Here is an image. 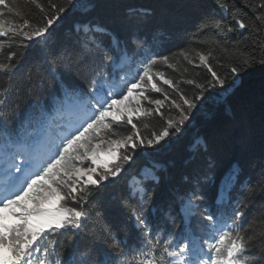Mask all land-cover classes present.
Instances as JSON below:
<instances>
[{"label":"trees","instance_id":"obj_1","mask_svg":"<svg viewBox=\"0 0 264 264\" xmlns=\"http://www.w3.org/2000/svg\"><path fill=\"white\" fill-rule=\"evenodd\" d=\"M222 2L224 0H75V7L53 26L51 34L28 49L22 47L9 30L14 26L19 28L25 19L33 28L41 26L51 4L66 5V0H39L43 9L37 8L33 0H5V4L0 5V21L5 31H9L8 36L0 35V63L19 64L11 76L0 70V98L6 100L0 105V113H3L0 141L1 137L16 133L17 128L29 125L32 116H39L45 106L54 108L55 82L48 70L53 53L72 58L82 48L95 44L113 54L112 37L123 41L133 64L143 66L150 57H169L167 63L158 60L151 68V81L142 83L145 91L139 100L141 115L134 118V123L145 140L168 126L169 119L179 120V109L173 101L182 104L183 96L190 100L198 94L202 97L195 100V108L183 105L189 119L182 129L172 132L158 145H144L134 152L119 150L121 159L112 163H118L125 171L118 179L106 183L90 201L93 215L82 232L59 235L57 246L62 258L73 251V256H78L79 260L84 258L83 263L89 264L103 259L101 252L106 247L105 241L110 243V237L121 243L123 237L140 241V229L131 223V209L140 203L150 219L155 209L158 218H153L152 225L163 224L164 235L172 229L181 232L187 229L198 235L209 233L204 224L198 223L199 216L189 218L187 227L174 219L177 206L184 202L181 197H186L193 189L205 195L200 211L209 208L221 219L233 210V202L248 204L245 234L264 235V193L261 190L264 183V63L261 62L264 61V25L254 21L258 12L253 13L241 0H233L234 12L221 10L218 5ZM247 3L256 6L261 0H247ZM233 16L243 18L249 27L229 31L235 28ZM209 17L211 27L198 31L202 19ZM85 23L104 26L110 34L102 37L95 31L84 32L79 27ZM11 51L19 55L9 58ZM201 55L208 57V64L200 60ZM209 64L211 70L225 80L223 86L213 80ZM233 66H240L238 76L230 73ZM62 70L66 75L74 71L67 65ZM110 71L107 66L103 77L98 79L100 91H107V82L112 81ZM164 80L173 83L165 84ZM153 83L161 91L153 89ZM201 84L205 85L203 92L198 87ZM156 100L163 102L158 113L154 112ZM145 110L152 114L142 115ZM113 124L111 131L116 135L101 130L94 142L106 143L131 134V125ZM126 154L133 155V160L122 159ZM81 166L86 167V164ZM143 166L154 168L159 183L152 179L142 182L151 188L147 200L141 202L137 195H129L127 181L132 174L139 175ZM234 167L237 172L228 190L229 200L219 206L213 203V195L224 187L222 177L231 175ZM251 249L258 258L264 241L257 240ZM260 264H264V260Z\"/></svg>","mask_w":264,"mask_h":264},{"label":"snow or ice","instance_id":"obj_2","mask_svg":"<svg viewBox=\"0 0 264 264\" xmlns=\"http://www.w3.org/2000/svg\"><path fill=\"white\" fill-rule=\"evenodd\" d=\"M241 2L251 8L253 13L258 12L254 21L264 25V0L256 6L248 4L247 0H241ZM33 3L37 8H44L39 0H33ZM4 4L5 0H0V5ZM73 7H75V0H66V5L51 4L48 9L49 15L43 19L41 26L33 28L25 19L19 28L15 26L11 28L10 34L20 40L22 47L31 48L38 40L50 35L53 26L62 20ZM218 7L224 12L235 11L233 0H224L219 3ZM53 9H55L54 12ZM210 19V17L203 18L198 31L204 32L209 29ZM233 21L235 28H229V31L249 27L243 18L233 16ZM36 23L39 24V21ZM83 29L85 32L92 31L87 25H84ZM9 31H5L4 23L0 21V35L8 36ZM103 31L104 28L96 26L95 33ZM21 36L23 39H20ZM18 55L16 51H11L9 58ZM53 57L54 59L48 64V70L53 74L55 82L53 103L56 112L69 114L83 112L85 118L74 130L70 122L69 127L64 129V134L59 136L58 144L45 142L39 134L18 140H12L10 136L6 137L11 152L8 157L10 180L4 188L3 198L0 199V264H32L29 257L32 251L38 250L35 246L44 234L57 230L79 233L87 227L93 215L89 208L90 201L107 182L118 179L125 171L118 163L100 159L97 152L100 144L94 145V141L99 138L101 130H107L112 135H116L111 131L114 127L113 122L116 126L124 122L131 125V134L122 139L112 140L111 144L125 149L126 152H134L135 149L144 145L155 146L166 137H170L172 132L182 129L185 121L189 119L183 105H186L188 109L195 108L197 106L195 100L202 98L198 94L192 100L183 96L182 104H176L173 101L175 107L179 109V120L169 119L168 126L159 133L150 134V138L145 140L137 124L134 123V118L141 115L142 105L139 101L132 107L121 108V105L134 90L140 89L142 83L151 81L152 66L158 60L167 63L169 57L156 56L147 59L137 77L134 78V82L126 85L122 92L115 94L106 92L103 102L96 100L95 97L100 91L98 79L103 77L107 66L114 60L109 49L91 44L79 50L72 58H65L57 53H53ZM200 60L208 64L207 56L201 55ZM261 62L264 63V61ZM64 65H67L69 69H74L71 75H66L62 70ZM208 67L213 80L223 86L225 80L221 79L216 71L211 70L210 64ZM18 68L19 64L14 61L0 63V70L9 76L14 74ZM229 71L238 76L240 66H233ZM164 83L171 85L173 82L164 80ZM151 87L156 91H161L155 83ZM198 87L203 92L205 85L201 84ZM138 94H142V90L138 91ZM5 102V99L0 98V105ZM154 103L157 105L154 112L158 113L159 106L163 102L156 100ZM45 110H48L46 106ZM88 111L91 115H87ZM149 114L152 113L145 110L142 115ZM2 115L3 113H0V116ZM108 156L116 160L121 159L111 148L108 150ZM133 158L131 154L122 157L127 161H132ZM86 161L89 162V166L82 167L81 165ZM151 179L159 183L157 177L152 176ZM150 188L151 185L142 183L136 189L135 194L139 196L141 202L147 200ZM261 190L264 193V183L261 184ZM181 199L184 200L181 211L186 213V219L199 216L198 223L204 224L208 229L207 240L202 237L200 245L195 250L187 239L178 243L169 239L159 244L158 234L150 226L143 203H140L136 208L131 209V216L140 229L141 239L135 249L140 256L144 257L140 264H161L165 257H171L173 261L178 259L182 264H189V261L191 264H260V261L264 260V249L261 250L258 258L248 255L250 248L255 246L257 240L264 241V235L254 237L251 234H245L243 218L248 204L237 201L228 217L230 223L228 221L222 223L216 211L209 208H203V211H200L205 199L204 194L193 189ZM72 203L76 206H66ZM5 210L15 218V223L5 222ZM173 245L176 250L170 251L169 248ZM105 246L101 252L103 259L98 261V264H127V259L121 260V257H126V253L121 248L120 241L110 237V243L105 241ZM158 248L160 249L159 254L156 251ZM43 251L46 256L49 254L48 248H44ZM132 251L129 249V253ZM193 255H196L197 259L192 260ZM200 256H207L208 259L203 261L199 259ZM136 259V255L131 256L132 264H135ZM52 264H61V262L54 258ZM81 264H83L82 261Z\"/></svg>","mask_w":264,"mask_h":264},{"label":"rangeland","instance_id":"obj_3","mask_svg":"<svg viewBox=\"0 0 264 264\" xmlns=\"http://www.w3.org/2000/svg\"><path fill=\"white\" fill-rule=\"evenodd\" d=\"M138 91L139 90H134L131 95L129 96V98L127 100L124 101V104L121 105V108H125V107H132V106H135L137 104V102L140 100L139 99V96L141 94H138ZM104 100H102L103 102ZM77 114H74V116H76ZM71 122L70 119H68V124ZM79 121H76L74 122V124L76 125ZM97 144V143H96ZM100 144V148L97 150L98 152V155L100 156V159L101 160H105V159H108V160H111L112 162L115 161L116 159L112 158V157H109L108 156V150L109 148H111L113 151H116L117 155H118V152L119 150H121V148H117L116 145L114 144H111V141H108L106 144L102 143V142H99ZM95 150V149H94ZM87 162V161H86ZM89 163V162H88ZM4 216L5 218L6 217H9V212L7 210H5V213H4Z\"/></svg>","mask_w":264,"mask_h":264}]
</instances>
